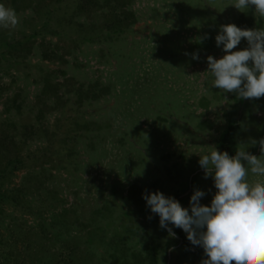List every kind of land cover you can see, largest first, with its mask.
Instances as JSON below:
<instances>
[{"label": "rangeland", "instance_id": "rangeland-1", "mask_svg": "<svg viewBox=\"0 0 264 264\" xmlns=\"http://www.w3.org/2000/svg\"><path fill=\"white\" fill-rule=\"evenodd\" d=\"M27 2L16 4L15 28H0V137L6 138L4 144L0 139V155L18 151L25 156V165L3 185L7 189L17 186L26 171L44 168L43 187L53 190L58 200L49 198L43 189L25 196L22 201L27 205L20 208L0 204L1 237L8 243L17 238L21 249L30 232L31 238L40 237L38 242L44 249L65 246L63 252H67L64 240L53 243L38 228V222L48 218L52 210L65 206L74 209L79 219L66 233V242L70 237L79 240L81 251L92 216L104 223L102 214L107 215L105 220L111 222L107 240L114 234L118 214L128 204L134 209L144 206L147 215H156L143 199L146 190L170 197L183 182L194 186L181 194L191 191L185 208L190 210L195 190L206 193L201 204L210 206L217 189L212 177L205 178L200 156L210 154L211 147L220 151L219 140L233 120V105L239 98L213 86L215 78L208 72L207 58L220 59L226 54L215 39L221 26L253 29L261 18L255 9L240 11L232 6L236 0H133L129 9L136 20L128 30L96 41H81L80 23L84 32L92 34V28L97 31L103 24L104 11L76 13L69 27L48 17L54 9L62 13L65 4L74 0H32L24 5ZM0 4L14 9L10 0H0ZM243 12L249 13L250 27L239 24ZM47 20L49 25L44 29ZM39 28L43 31L22 45H30V52L3 46ZM52 28L57 34L48 31ZM247 47L242 39L233 51ZM44 53L51 59L42 57ZM194 55L199 59H193ZM45 79L59 84L58 93L66 103L62 117L55 102L40 93ZM88 85L96 90L105 87L106 91L80 104L73 94L64 95L66 90ZM243 105L238 104L241 110L237 108L238 114H234L236 127L229 137L236 139L237 145H248V152L253 147L251 141H257L252 155L259 158L258 142L264 139V97L249 99ZM49 106L54 107L49 110ZM73 121L79 123L76 131L71 130ZM52 142L62 144L63 151H56ZM129 193L133 201L127 198ZM97 209L101 215L95 214ZM149 228L159 244V264L163 260L166 264H202L194 248L182 247L179 235H175L179 243L167 247L170 235ZM129 244L141 247L139 234L132 235ZM105 248V244L92 248L95 255L86 264H120L110 257L112 248L104 257L100 255Z\"/></svg>", "mask_w": 264, "mask_h": 264}, {"label": "clouds", "instance_id": "clouds-1", "mask_svg": "<svg viewBox=\"0 0 264 264\" xmlns=\"http://www.w3.org/2000/svg\"><path fill=\"white\" fill-rule=\"evenodd\" d=\"M232 6L240 11L254 8L264 18V0H236ZM17 24L15 10L0 4V28H15ZM215 39L226 54L220 59L207 58L208 72L215 78L213 86L240 99L264 97V29L224 25ZM242 39L248 47L233 51ZM193 59H199L198 55ZM256 144L251 141L252 146ZM259 145V158L247 151L246 144L238 145L235 156L215 147L210 154L200 156L205 178L212 177L217 189L210 206L201 204L206 193L200 190L191 196L190 210L174 197L145 191L143 199L159 216L162 229L175 237L168 227L172 224L187 234L192 245L203 248L208 258L202 264H264V179H252L264 177V139Z\"/></svg>", "mask_w": 264, "mask_h": 264}, {"label": "trees", "instance_id": "trees-1", "mask_svg": "<svg viewBox=\"0 0 264 264\" xmlns=\"http://www.w3.org/2000/svg\"><path fill=\"white\" fill-rule=\"evenodd\" d=\"M32 0H28V2L24 5H30ZM61 2V0H59ZM133 0H74V2L70 4H65V9H63L62 13H58L56 9H54V13L51 11L49 15V19H54L58 23H61L66 26H72L70 19L76 13H84L92 10H102L105 12V15L102 19L103 24L100 28L94 30L92 28L91 32H84V24L80 23L81 30L79 32V39L81 41H96L98 38H105L112 34H118L128 30L131 25L135 22L136 18L134 17V13L129 9ZM11 7L17 9L16 6L18 3H23V0H10ZM23 6V5H22ZM249 13L243 12L241 14V18L238 20L241 26L250 27L251 19H248ZM243 20V21H242ZM245 20V21H244ZM49 20L45 21L42 25V28L46 29L49 25ZM56 28L49 29L50 33H56ZM253 29H264V19L261 17L256 21ZM43 30L40 28L38 30H33L30 34L24 35L21 39L15 40L14 42H5L3 46L8 49H22L23 52H30V45L22 47V45L26 44V40L29 41L30 38L34 37L37 33H41ZM24 49V50H23ZM42 57L45 59H51V55L43 54ZM59 84L52 83L50 79H45L42 87L40 89V93L43 94L46 98H50L55 105L61 109V117L65 115V111L63 106L66 104L65 99L58 93ZM106 88H96L93 85L77 86L76 88H72L71 90L64 91V95L69 96L73 94L75 96V101L78 104L82 103L85 100L97 99L99 95L105 92ZM66 93V94H65ZM249 99H240L235 101L233 105V112L231 124L222 132V137L219 140L220 152H228L230 156L236 155L237 150V141L236 139L230 138L229 134L236 127V120L234 116L236 114V110H241L238 107V104H244ZM60 105H59V104ZM59 105V106H58ZM244 106V105H243ZM54 106H49V110L53 109ZM251 108V106H250ZM5 111L7 108L5 107ZM42 113V111H39ZM243 113V111L241 112ZM235 114V115H234ZM73 127L71 130L76 131L78 129V121H73ZM3 141V144L6 140L4 137H0ZM12 142V139L10 140ZM9 142V143H10ZM57 145L56 143L51 144V146ZM259 154L260 145L258 142ZM56 151H63L62 144L56 146ZM256 146H253L249 151L251 154L255 152ZM14 154L8 156L6 152H2L0 155V204H8L14 207H21L25 203L22 201L23 198L27 195H35L40 193L41 190L45 189L49 194V198L55 197V192L53 190H48L43 187V183L46 180L43 177L42 171L45 169L41 168L40 170H28L23 175V179L19 185L11 187L9 189L4 187L5 180H8L9 177L15 170L21 169L24 166V157L18 151H13ZM49 172V178H51V172ZM197 175V174H196ZM190 187L193 189L194 186L191 183V186L188 185V182L182 183L178 189L175 191L172 190L170 192V197H174L177 201L180 202L181 206L185 208L184 202L189 199L191 195V191H189L184 196L181 194L185 193ZM131 194L127 195L129 201H133L131 198ZM52 201V200H51ZM27 205V204H25ZM52 205V202H50ZM26 210H29L27 207ZM41 210L40 208L36 211ZM101 210L97 209L95 214H99ZM102 213H100L101 215ZM102 219L104 223L97 222L99 219L98 216H92V227L86 228L88 225L85 224L84 228L87 230L84 233V247L80 251V241H75L73 237H70L69 242H66L65 236H67V232L73 226H77L79 224V219L76 216V212L72 208H68L62 206L60 209L52 210L49 214L48 218H41L38 222V228L40 232L45 234L46 236H50V240L53 243H57L60 240H64V244H66L67 252H63L65 246H60L55 248L52 251L48 249H44L42 244L38 242L37 237L31 238V233L28 232V236L26 237V243L23 248L19 249L17 246L18 239L14 238L10 243L6 242L0 235V264H86L89 259L95 255V252H92V248H98L101 245H107V248L100 254L104 257L107 254L108 248H112V252L109 253L110 257L114 259V261L120 262V264H159L160 261V249L159 244L156 242L155 235L150 233L149 226H152L155 230L169 235L166 229H162L160 227V219L157 215H147V210L144 206H139L137 209L131 208L130 204H128L127 209H122V211L118 214L117 219L118 223L114 224V234L112 238L106 239V229L110 225L111 222L106 221L105 216L102 214ZM105 215V216H104ZM139 215L141 217H139ZM151 217V219H149ZM94 219V220H93ZM94 222V223H93ZM119 228V230L116 229ZM168 227L172 228L175 235H179L182 241V247L185 248H194L196 250V255L199 259L205 260L208 257L205 255L204 250L200 246H194L187 239V236L180 231V229L176 228L172 224H169ZM141 230L142 232H139ZM30 233V235H29ZM139 234V238L141 239L142 246L139 248H132L129 244V238L132 235ZM179 240L176 237L170 236L166 240V246L170 247L171 245H177ZM179 249V248H178ZM31 252V253H30ZM29 259V260H28ZM103 260H106L102 258ZM87 261V262H86ZM162 264H166V260H163Z\"/></svg>", "mask_w": 264, "mask_h": 264}]
</instances>
